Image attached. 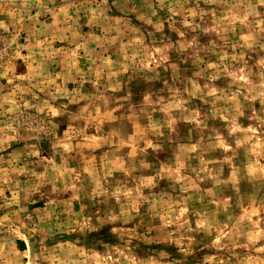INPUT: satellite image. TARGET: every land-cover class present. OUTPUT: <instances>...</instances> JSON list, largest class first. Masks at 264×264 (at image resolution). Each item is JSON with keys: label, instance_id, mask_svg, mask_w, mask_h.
<instances>
[{"label": "rangeland", "instance_id": "1", "mask_svg": "<svg viewBox=\"0 0 264 264\" xmlns=\"http://www.w3.org/2000/svg\"><path fill=\"white\" fill-rule=\"evenodd\" d=\"M0 35L27 264H264V0H0Z\"/></svg>", "mask_w": 264, "mask_h": 264}, {"label": "crops", "instance_id": "2", "mask_svg": "<svg viewBox=\"0 0 264 264\" xmlns=\"http://www.w3.org/2000/svg\"><path fill=\"white\" fill-rule=\"evenodd\" d=\"M3 132L0 131V264H27L31 255L32 235L19 236L13 233L12 228L17 227V224L12 218V213H20L26 209L34 210L38 206L32 203L35 202V191L11 184L17 180L16 176L11 174V166L15 167L19 162L13 156L16 151L11 149L16 145L17 138L8 141V137L2 138ZM27 159L23 164L28 163Z\"/></svg>", "mask_w": 264, "mask_h": 264}, {"label": "built area", "instance_id": "3", "mask_svg": "<svg viewBox=\"0 0 264 264\" xmlns=\"http://www.w3.org/2000/svg\"><path fill=\"white\" fill-rule=\"evenodd\" d=\"M1 35H2V34H1ZM1 35H0V45H1V41H2V39H3V38H2L3 36L1 37ZM1 53H2V50H1ZM1 53H0V54H1ZM0 66H1V65H0ZM0 71H1V67H0Z\"/></svg>", "mask_w": 264, "mask_h": 264}]
</instances>
